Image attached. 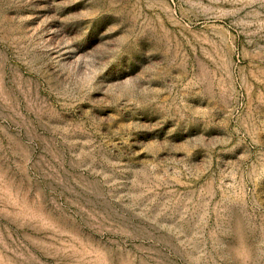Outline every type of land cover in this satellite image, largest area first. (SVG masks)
Segmentation results:
<instances>
[{"label":"rangeland","instance_id":"rangeland-1","mask_svg":"<svg viewBox=\"0 0 264 264\" xmlns=\"http://www.w3.org/2000/svg\"><path fill=\"white\" fill-rule=\"evenodd\" d=\"M0 264H264V0H0Z\"/></svg>","mask_w":264,"mask_h":264}]
</instances>
